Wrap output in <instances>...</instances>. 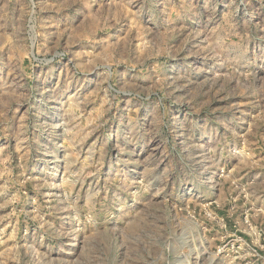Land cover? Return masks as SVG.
<instances>
[{"label": "rangeland", "instance_id": "rangeland-1", "mask_svg": "<svg viewBox=\"0 0 264 264\" xmlns=\"http://www.w3.org/2000/svg\"><path fill=\"white\" fill-rule=\"evenodd\" d=\"M0 264H264V0H0Z\"/></svg>", "mask_w": 264, "mask_h": 264}, {"label": "bare ground", "instance_id": "bare-ground-1", "mask_svg": "<svg viewBox=\"0 0 264 264\" xmlns=\"http://www.w3.org/2000/svg\"><path fill=\"white\" fill-rule=\"evenodd\" d=\"M180 142L184 145V147L186 146L185 141L183 139H181Z\"/></svg>", "mask_w": 264, "mask_h": 264}]
</instances>
